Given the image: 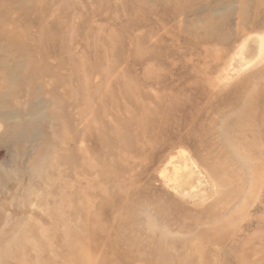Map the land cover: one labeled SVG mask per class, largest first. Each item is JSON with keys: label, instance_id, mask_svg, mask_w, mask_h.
<instances>
[{"label": "rangeland", "instance_id": "374dc122", "mask_svg": "<svg viewBox=\"0 0 264 264\" xmlns=\"http://www.w3.org/2000/svg\"><path fill=\"white\" fill-rule=\"evenodd\" d=\"M0 264H264V0H0Z\"/></svg>", "mask_w": 264, "mask_h": 264}, {"label": "bare ground", "instance_id": "6f19581e", "mask_svg": "<svg viewBox=\"0 0 264 264\" xmlns=\"http://www.w3.org/2000/svg\"><path fill=\"white\" fill-rule=\"evenodd\" d=\"M159 258H160V257H159ZM161 259H162V257H161ZM161 259H160L159 261H162ZM163 263H165V262H163Z\"/></svg>", "mask_w": 264, "mask_h": 264}]
</instances>
